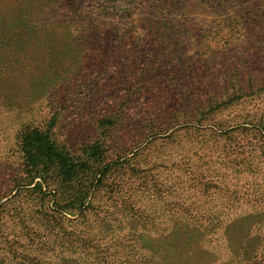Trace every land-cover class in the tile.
<instances>
[{
    "label": "rangeland",
    "instance_id": "rangeland-1",
    "mask_svg": "<svg viewBox=\"0 0 264 264\" xmlns=\"http://www.w3.org/2000/svg\"><path fill=\"white\" fill-rule=\"evenodd\" d=\"M7 2L0 0V18L18 10L19 4L9 0L6 7ZM90 2L44 0L40 10L46 15L38 29L0 28V204L13 189L10 180L21 173V132L29 126L46 131L73 154L91 148L98 169L112 167L95 188L92 208L83 217L68 215L74 222L66 225L79 220L86 230L102 229V247L127 244L122 251L128 263L156 259L153 242L174 240L166 235L174 228L184 231L180 242L192 237L198 242L183 254L187 264H264V236L256 239V248H247L252 252L247 258L232 250L225 232V227L252 223L247 238L264 235V21L259 16L264 2L244 4L260 9L242 14L255 22L244 26L240 43L226 51L201 46L206 32L199 31L198 21L232 19L234 7L213 8L200 0L163 7L164 14L197 17L191 21L193 32L162 35L161 44L150 31L116 24L107 36L115 43L108 40L103 48L53 41L37 45L43 38L53 40L57 21L89 14ZM145 2L135 13L154 14L153 0ZM59 32L67 40L77 36L74 29ZM209 36L204 40L210 47ZM241 53L256 77L248 79L243 64V96L229 92L230 101L216 105L227 99L224 80L230 87L238 83L222 71L230 70L233 54ZM20 63L23 73L34 74L32 80L6 78V68L16 71ZM201 82L203 90L211 86L216 95L196 93ZM20 197L33 203L27 193ZM254 212H260L256 222L249 217Z\"/></svg>",
    "mask_w": 264,
    "mask_h": 264
},
{
    "label": "trees",
    "instance_id": "trees-1",
    "mask_svg": "<svg viewBox=\"0 0 264 264\" xmlns=\"http://www.w3.org/2000/svg\"><path fill=\"white\" fill-rule=\"evenodd\" d=\"M7 1L6 7L9 4V0ZM90 1L92 3L90 2L88 7L89 14L76 15L69 21L66 19L57 21L52 25L53 28H56L54 29L56 33L54 36L52 35L53 40L50 41V37L48 39L43 38L36 41L37 45L42 47L47 42L52 45L54 42H59L75 43L78 47L97 45L103 48L109 40L107 36L110 29H113L116 24L150 31V35L161 40L158 44L163 43V39L160 37L162 35L172 32L184 34L189 29L194 31L195 24H191V21L197 16L164 14L163 12L164 6L172 7L179 2H185V0H153L152 5L156 10L154 14L135 13L143 10L145 0ZM200 1L206 5L214 6L213 8L231 6V8L234 7L235 11V16L232 19L224 18L210 22L208 20L198 21V24L201 25L199 31L206 32L205 37L211 35L208 41L212 44L210 47L206 46L205 37L203 35L200 37L201 46L204 45L205 48H219V51H226L229 46L238 45L241 37H243L242 32L245 31L244 26L255 22L254 18L249 19L242 14L248 16L250 11L253 14H258L255 12L261 8L262 14L259 16L264 21V8H262L264 5L262 7L260 5L250 7L244 5L246 2L254 4L253 1L257 2V0ZM261 1L264 2V0ZM10 2L15 5L19 4L16 6L18 10L15 11L16 14H2L0 28L14 32L27 31L32 26L39 28L40 20L46 15L42 14L43 12L40 10L42 8L40 4L44 0H39L37 3L28 0H10ZM104 11H106L105 14ZM258 27L252 26L251 28L255 30ZM65 29L76 30L77 36L67 40L66 34L59 32ZM260 29L264 31V22L260 25ZM262 35L264 36V34ZM93 36L96 38L93 39ZM222 36H226V38H221ZM202 39L204 40L203 44ZM109 41V45L115 43V40ZM39 52H42V49ZM203 53L206 54L205 51ZM100 60H106V58L101 56ZM252 61L255 63L253 59ZM243 64L248 68V79L253 80L256 77L253 73L254 70L250 68L253 64H250L249 60L245 58L244 53H241L240 56L233 54L230 61L231 69L222 71V74L229 73V80L238 83L237 85L234 83L235 86L230 87L226 86L224 80L221 88L226 95L224 97L227 99L224 101L215 100L216 105H225L230 101V95H227L229 92L231 94L236 93L239 97L243 96L241 86L244 81ZM25 70L26 67L24 66L23 71ZM10 74L13 77L19 75L27 78L30 76L29 80L35 77L31 72L23 73L21 63L16 71L6 68V78ZM223 76L219 80H222ZM204 85L202 82L199 83L197 89L200 90L196 89L195 92L216 95L211 86L203 90ZM186 100L187 103H192L188 97ZM21 153V173L10 180L13 189L5 195L6 200L0 204V264H132L131 262L128 263L130 260L125 255V251H122L127 247V244L117 242L110 244L109 247L101 246L99 239L104 237L102 229L95 231V229L90 228L86 230L79 220L76 226L66 225V222H74L68 218V215L83 217L85 211L92 208L95 188L102 186L107 180L112 167L107 165L98 169L92 164L91 155L96 156V154H92L91 148H85L81 154H73L65 145L54 141L46 131L29 126H24L21 132ZM97 159L98 156L95 157L94 161ZM12 190H15L14 194H11ZM22 193L32 196L31 201L33 203L24 202L20 199ZM259 213H249L250 219L254 222ZM262 216H264V211ZM251 225L252 223L240 225L235 230H231L232 227H225V232H228V239L231 240L232 250L242 253L247 258L252 253L251 251L246 252L247 248L249 246L256 248L257 245H260L256 239L258 238L260 241V238L264 236L253 234V240H249L247 237L253 232ZM173 229L166 235L173 234L175 237L172 238L175 239L170 241L165 239L166 241L160 243L154 241L152 248L157 258H150L145 263L187 264L183 254H187L190 250L193 251L192 246H197L196 243L198 242H194L193 237L190 240L180 242L178 238L184 231L181 229L175 232ZM188 232L192 233L190 230ZM193 234L195 233L193 232ZM242 237H244L243 239L247 238L243 244L239 242ZM159 256H163L161 261H159Z\"/></svg>",
    "mask_w": 264,
    "mask_h": 264
}]
</instances>
